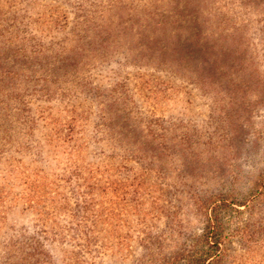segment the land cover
Wrapping results in <instances>:
<instances>
[{"label":"rangeland","instance_id":"obj_1","mask_svg":"<svg viewBox=\"0 0 264 264\" xmlns=\"http://www.w3.org/2000/svg\"><path fill=\"white\" fill-rule=\"evenodd\" d=\"M107 1L0 0V37L64 42L68 48L75 17ZM207 2L211 13L242 26L250 69L244 79L251 86L245 92L250 104L244 133L225 154L232 177L209 185L246 203L222 212L224 254L215 264H264V0ZM48 95L29 98L35 141L19 131L13 147L0 152V262L6 246L31 236L43 243L53 264H163V257L186 245L197 250L203 216L193 198L197 188L189 182L173 171L163 178L122 156H102L92 145L82 161L66 164L61 148L52 152L44 137L77 134L92 140L98 102L114 97L207 141L231 125L224 117L227 103L180 74L118 54L91 63L65 90L51 86ZM37 142L44 146L41 153ZM94 162H109L112 169Z\"/></svg>","mask_w":264,"mask_h":264},{"label":"trees","instance_id":"obj_2","mask_svg":"<svg viewBox=\"0 0 264 264\" xmlns=\"http://www.w3.org/2000/svg\"><path fill=\"white\" fill-rule=\"evenodd\" d=\"M207 4V0H108L75 17L70 30L73 44L68 48L64 42L44 45L24 37H0V152L13 147L19 131L29 134L31 144L35 141L36 118L29 98L41 92L36 97L50 96L51 86L65 90L91 63L114 54L135 64L180 74L201 88L211 89L227 103L224 117L231 125L207 141L184 130L170 129L163 120L144 116L114 97L98 102L99 120L92 140L77 134L66 139L44 137L52 152L61 148L66 164L82 161L91 153L88 148L92 145L102 156H122L163 178L173 171L197 188L193 198L203 216L200 247L189 250L186 245L163 257V264H175L177 259L183 264L218 262L225 240L221 214L231 204L234 208L246 204L236 200L231 191L219 189L217 193L209 186L232 177L225 154L232 153L244 133V109L250 104L245 92L251 86L245 80L250 69L245 63L247 42L242 26L227 16L217 17L206 9ZM220 142L224 143L218 145ZM25 143L30 145L27 137ZM37 147L41 153L44 146L37 142ZM94 163L112 169L109 162ZM17 245L14 242L5 247L1 264H53L43 243L34 236Z\"/></svg>","mask_w":264,"mask_h":264}]
</instances>
